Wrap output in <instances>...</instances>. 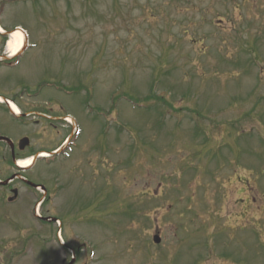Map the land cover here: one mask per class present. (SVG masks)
Masks as SVG:
<instances>
[{
    "label": "rangeland",
    "instance_id": "rangeland-1",
    "mask_svg": "<svg viewBox=\"0 0 264 264\" xmlns=\"http://www.w3.org/2000/svg\"><path fill=\"white\" fill-rule=\"evenodd\" d=\"M0 26V95L51 118L0 103L30 143L0 142V264H264V0H0Z\"/></svg>",
    "mask_w": 264,
    "mask_h": 264
},
{
    "label": "flooded vegetation",
    "instance_id": "flooded-vegetation-1",
    "mask_svg": "<svg viewBox=\"0 0 264 264\" xmlns=\"http://www.w3.org/2000/svg\"><path fill=\"white\" fill-rule=\"evenodd\" d=\"M4 59H6V57L4 58ZM0 61L1 62H3V63H9L10 61H7V60H2L1 58H0ZM19 93H21V95H20V97H24V92L23 91H21V92H19ZM20 97H18V96H16V95H13L12 97H11V99H13L14 100V102L16 103V105H18L19 107H20V112H19V114H18V116H12L11 115V117H12V119L13 120H18V121H21V120H23L24 118H26V117H28V116H30V115H40V116H42L43 118H48V119H51L50 117H46L45 116V114H50V113H46V111H41V110H39V111H36V110H31V111H27L26 109H24L22 106H21V104L19 103V100L18 99H20ZM5 106V108L7 107L6 105H4ZM8 108V107H7ZM6 108V109H7ZM42 108V110H49L48 109V107H41ZM7 111H8V109H7ZM50 116V115H49ZM54 116V119L53 120H57V121H60L61 123V126H66L65 127V130L64 131H62L63 133L64 132H66L65 133V135L62 137V141L60 142V144H59V152H56V153H54L53 151L55 150H50V149H46V148H41V149H38V150H33L32 151V155H37L39 152H42V151H48V152H50V153H54V154H57V153H62L63 152V150L64 149H66V148H68V143L70 142V140H71V138H70V136L72 135V132H73V125H72V120H74L73 118H71L70 117V115H67V114H54L53 115ZM56 117V118H55ZM66 119L67 120H69L70 122H67L66 121ZM72 119V120H71ZM65 122V123H64ZM76 123V122H75ZM68 124V125H67ZM56 128V127H55ZM0 135H2V134H0ZM0 142H2V143H4L5 145H6V147L9 149V154H10V156H11V158H13V156H14V158L17 156V155H19V154H21V153H23V152H25V151H27V148L29 147L28 145H30V143H29V141L27 142V146L24 148V149H22V147H21V144H20V140H12V142H13V146L11 147L10 145H8L6 142H4V141H0ZM63 144H64V146H63ZM62 147H64V148H62ZM65 151V150H64ZM28 152V151H27ZM14 161H13V159H12V163H13ZM16 175V174H15ZM12 177V176H11ZM5 186H9V185H5ZM11 190V189H10Z\"/></svg>",
    "mask_w": 264,
    "mask_h": 264
},
{
    "label": "bare ground",
    "instance_id": "bare-ground-1",
    "mask_svg": "<svg viewBox=\"0 0 264 264\" xmlns=\"http://www.w3.org/2000/svg\"><path fill=\"white\" fill-rule=\"evenodd\" d=\"M0 31L3 32L0 28ZM24 43V35L22 34L21 30L19 28H16L12 31V33L9 35V39L7 41V50L9 53H11L12 56L18 54L22 48V45ZM1 101V99H0ZM9 106L11 110L14 112V114H18L19 109L11 102L9 101ZM33 161V158L28 157L26 159H21L17 162V165L20 168H27L31 165Z\"/></svg>",
    "mask_w": 264,
    "mask_h": 264
},
{
    "label": "water",
    "instance_id": "water-1",
    "mask_svg": "<svg viewBox=\"0 0 264 264\" xmlns=\"http://www.w3.org/2000/svg\"><path fill=\"white\" fill-rule=\"evenodd\" d=\"M0 140H3V141H5L6 143H8L11 147L13 146V143H12V141L9 139V138H7V137H3V136H0ZM27 142H28V140L27 139H24V142H20V144H21V147H23L24 145H26L27 144ZM9 181V179L8 180H5V181H3V182H0V184H2V185H4V184H6L7 182ZM30 185H32L30 182H28ZM160 240H159V237L158 236H155L154 237V242H159ZM72 262H70L69 264H71Z\"/></svg>",
    "mask_w": 264,
    "mask_h": 264
},
{
    "label": "trees",
    "instance_id": "trees-1",
    "mask_svg": "<svg viewBox=\"0 0 264 264\" xmlns=\"http://www.w3.org/2000/svg\"><path fill=\"white\" fill-rule=\"evenodd\" d=\"M151 97H147V99H150Z\"/></svg>",
    "mask_w": 264,
    "mask_h": 264
}]
</instances>
